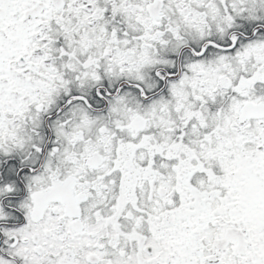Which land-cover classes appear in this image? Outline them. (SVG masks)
Masks as SVG:
<instances>
[{
  "label": "snow or ice",
  "instance_id": "6c2138e0",
  "mask_svg": "<svg viewBox=\"0 0 264 264\" xmlns=\"http://www.w3.org/2000/svg\"><path fill=\"white\" fill-rule=\"evenodd\" d=\"M0 264H264V0H0Z\"/></svg>",
  "mask_w": 264,
  "mask_h": 264
}]
</instances>
